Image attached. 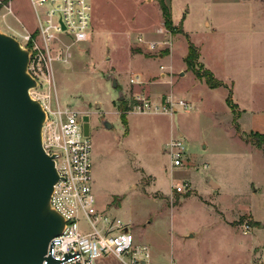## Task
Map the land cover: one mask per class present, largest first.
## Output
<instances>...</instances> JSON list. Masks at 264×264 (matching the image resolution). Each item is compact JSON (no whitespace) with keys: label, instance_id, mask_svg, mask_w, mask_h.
<instances>
[{"label":"rangeland","instance_id":"1","mask_svg":"<svg viewBox=\"0 0 264 264\" xmlns=\"http://www.w3.org/2000/svg\"><path fill=\"white\" fill-rule=\"evenodd\" d=\"M91 3L92 35L52 52L54 86L34 95L52 108L89 115L98 211L130 227L150 249L149 264H264V144L250 141V111L237 117L240 111L226 103L232 89L235 102L252 106L250 66L240 71L236 35L264 30V0H172L177 24V9H191L184 23L188 34L178 32L180 26L165 28L158 0ZM12 10H0L1 32L15 36L35 27L28 0H12ZM189 41L199 49V63L229 88H210L187 69ZM149 42L158 49L150 50ZM254 89V106L264 108V85ZM173 98L189 107L172 109ZM145 102L152 107L144 109ZM178 138L186 155L183 166L173 167L168 145ZM180 182L191 188L177 192ZM80 228L90 226L81 219Z\"/></svg>","mask_w":264,"mask_h":264},{"label":"built area","instance_id":"2","mask_svg":"<svg viewBox=\"0 0 264 264\" xmlns=\"http://www.w3.org/2000/svg\"><path fill=\"white\" fill-rule=\"evenodd\" d=\"M28 1L36 25L33 29L23 27V32L17 31L13 36L29 51L28 72L37 83L30 94L39 100L35 93H46V86L47 91L54 86L52 52L64 50L68 43L85 42L92 35V3L91 0ZM0 6L6 14L13 11L12 0L8 3L0 0ZM138 41L144 40L139 37ZM148 46L150 50H157L159 44L149 42ZM168 102L174 110L189 107L183 99L173 98ZM41 104L46 114L43 146L48 154L55 156L60 176L54 187L51 206L65 221L62 232L50 240L45 257L51 256L57 260L56 264H149L150 249L136 241L130 227L97 209L92 189V142L90 132L85 131L84 114L69 107L58 105L52 108ZM143 107L150 109L152 105L145 102ZM182 138L168 145L173 167L184 165L186 146ZM190 188L188 182L175 186L179 193ZM81 219L90 226L88 231L80 228ZM110 259L115 263H109ZM42 264L48 262L44 260Z\"/></svg>","mask_w":264,"mask_h":264},{"label":"water","instance_id":"3","mask_svg":"<svg viewBox=\"0 0 264 264\" xmlns=\"http://www.w3.org/2000/svg\"><path fill=\"white\" fill-rule=\"evenodd\" d=\"M28 63L29 51L0 30V264H42L44 260L56 264L45 255L50 240L65 224L51 206L60 176L55 156L43 146L46 114L30 94L37 83ZM112 81L116 88L117 79ZM123 99L120 92L119 100ZM84 120L88 133L89 116ZM103 122L106 128L112 127L109 120Z\"/></svg>","mask_w":264,"mask_h":264},{"label":"crops","instance_id":"4","mask_svg":"<svg viewBox=\"0 0 264 264\" xmlns=\"http://www.w3.org/2000/svg\"><path fill=\"white\" fill-rule=\"evenodd\" d=\"M165 1L171 9L173 25L174 26H180L181 29L183 30V32L187 33V31L185 30V27H184V23L187 19V15L191 14V9L187 8L186 12L184 10L177 9L178 13H179V18L181 17V19H182V21L179 24H177V19H175V9L173 7L172 0L171 1L165 0ZM203 23L205 26L210 27L211 23L207 17L203 20ZM236 48L238 49V51L236 53V61L240 65V71L242 72L243 65L245 63H248L250 66V75H249V78L247 79V84L250 86V89H251V91H250L251 92L250 102H251L252 106L250 107V109H246V108H244L243 105H240L237 100H236L237 102L234 101V103L237 105V110L240 111L239 116L242 115V111L244 113H246V115L250 111L249 114H250L251 122H252L250 132L254 131V132H259V133L264 134V108H261V107L259 108L257 106H254V102H256L258 100L257 95H254V93H255L254 86L257 84H263L264 85V30H257L255 28L240 30L238 32V34L236 35ZM189 71H187L186 73H188ZM139 74L141 76H147V75L149 76V75L160 74V72L146 73L144 71H139ZM180 75L183 76L184 74L182 75V72H181ZM193 75H194V73H193ZM194 77H195V75H194ZM198 80H200V79H198ZM200 81H202V80H200ZM260 94L263 96L264 90H262L260 92ZM262 98H264V96ZM200 100L201 99H199V101ZM240 108H241V110H240ZM180 133L183 134L182 132H180ZM175 135H176V132L172 131V136L170 139L175 137ZM209 182H210V184H212V183L216 184L217 185L216 189L219 188V185L217 183H215L212 179H210ZM189 235L186 237H189ZM193 236L194 235L192 234V237ZM254 252L255 253L257 252V248L254 249Z\"/></svg>","mask_w":264,"mask_h":264},{"label":"trees","instance_id":"5","mask_svg":"<svg viewBox=\"0 0 264 264\" xmlns=\"http://www.w3.org/2000/svg\"><path fill=\"white\" fill-rule=\"evenodd\" d=\"M158 2L162 11L165 28L171 32H174L172 14L169 5L166 3L165 0H158ZM178 32L184 33L182 29L178 30ZM199 57L200 54L198 47L193 42L189 41L188 52L185 58L187 69L192 71L197 79L204 81L210 88H217L221 86L229 88L227 83L216 78L211 70L205 68L199 63ZM226 103L233 111L237 109V105L234 103L233 100L232 89L229 90L228 96L226 97ZM237 117H239V114L237 115ZM237 127L238 126H236V128ZM249 138L250 141H252L259 147L264 144V134L262 133L251 131ZM255 225H259V222L256 221Z\"/></svg>","mask_w":264,"mask_h":264},{"label":"flooded vegetation","instance_id":"6","mask_svg":"<svg viewBox=\"0 0 264 264\" xmlns=\"http://www.w3.org/2000/svg\"><path fill=\"white\" fill-rule=\"evenodd\" d=\"M104 120H105V118H101V120H100L103 126H105V124L103 122ZM88 130H89V132H91L90 121H88Z\"/></svg>","mask_w":264,"mask_h":264}]
</instances>
